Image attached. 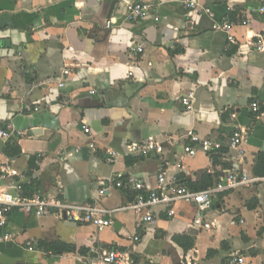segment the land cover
Returning a JSON list of instances; mask_svg holds the SVG:
<instances>
[{
    "label": "crops",
    "instance_id": "1",
    "mask_svg": "<svg viewBox=\"0 0 264 264\" xmlns=\"http://www.w3.org/2000/svg\"><path fill=\"white\" fill-rule=\"evenodd\" d=\"M131 1L0 0V129L25 132L0 139V167L23 176L26 196L96 203L112 219L97 229L14 210L0 264H101L98 249L123 253L125 264H228L234 253L264 264V174H255L264 172V52L253 48L264 15L252 11L264 0H144L158 21L127 22ZM226 19L235 22L232 42L212 30ZM189 92L186 112L179 98ZM235 129L248 132L238 151L183 152L189 131L226 140ZM149 138L162 144L161 155L127 154L129 143ZM160 169L167 184L193 192L214 187L225 170L252 183L216 194L208 231L193 227L196 211L185 202L173 205V217L154 208L145 225L129 209L130 194L111 188L98 197L117 174L153 190ZM15 180L0 178V193L11 194Z\"/></svg>",
    "mask_w": 264,
    "mask_h": 264
},
{
    "label": "built area",
    "instance_id": "2",
    "mask_svg": "<svg viewBox=\"0 0 264 264\" xmlns=\"http://www.w3.org/2000/svg\"><path fill=\"white\" fill-rule=\"evenodd\" d=\"M186 6L189 9H197L199 7L194 1H187ZM203 10L213 18V14L210 10ZM252 11L264 15V6L253 9ZM148 19H152L154 22L158 21V17L153 13V6L144 0L131 1L125 5V20L127 22H141ZM248 23L249 20L241 22V24L244 25ZM234 25L235 22L227 19L222 22L215 21L212 24V30L224 32L228 36V41L232 42L230 32ZM111 26V22L108 21L106 27L110 28ZM253 48L257 53L264 52V33L255 41ZM130 52L133 54H141L143 48L141 46H132ZM68 74V70H63L62 76H67ZM131 74L132 73L129 72V75ZM57 86L58 88H63L64 83L61 78L57 81ZM192 97L193 93L189 92L179 98V102L186 112L192 109ZM249 108L254 114L259 112V104L257 102H252ZM82 128L85 134L89 133V129L85 125H83ZM24 134L25 132L13 131L11 127L0 129V139L5 141L13 137L23 136ZM247 137L248 132L243 129L233 130L226 140L201 138L193 131H189L186 135L188 144L183 148V152L188 156H194L197 152L210 156L220 153L224 148L238 151ZM88 147L90 150H94L93 143H90ZM126 151L127 154L131 156L148 157L151 155H161L163 153V146L156 140L149 138L139 143H129L126 146ZM110 161L111 160H108V162ZM0 178L16 179L11 194L0 193V243L9 242L13 238V234L6 231V227L8 225L9 216L14 210L22 214H33L38 217L53 216L64 222L91 225L97 229L107 228L112 225V219L109 213L102 207L97 206L96 203L83 207L64 202L58 198H48L38 193L26 196L24 194L23 176L7 165L0 167ZM261 180L264 181V178H261L260 181ZM251 183L252 181H250L245 173L225 170L224 174L218 178L214 187L207 188L202 192H193L182 186L167 184L165 172L160 169L156 179V187L153 190H145L144 184L134 177H124L121 174H117L111 180L107 181L98 191V197L102 198L106 196L111 188L122 190L130 194L131 202L129 209L136 215L138 222L145 225L155 221L156 216L153 213L154 208L158 206L164 207L167 216L173 217L176 213L173 205L176 202H185L192 205L196 211L192 221L193 227L208 231L214 227V223L205 222L204 217L211 209L216 194L238 187H247ZM132 240L137 242L139 238L134 236ZM26 247L29 251H33V247L30 243H27ZM97 262L101 264H125V256L123 253L112 249H98ZM228 264H244V258L240 254L234 253L231 255Z\"/></svg>",
    "mask_w": 264,
    "mask_h": 264
},
{
    "label": "trees",
    "instance_id": "3",
    "mask_svg": "<svg viewBox=\"0 0 264 264\" xmlns=\"http://www.w3.org/2000/svg\"><path fill=\"white\" fill-rule=\"evenodd\" d=\"M257 170H258V171H256L255 174H257V175H259L258 173H260V174H261V173L264 174V172H261L260 169H257Z\"/></svg>",
    "mask_w": 264,
    "mask_h": 264
}]
</instances>
